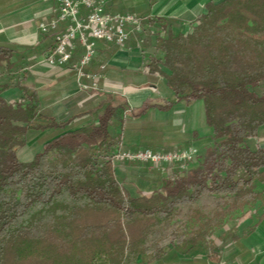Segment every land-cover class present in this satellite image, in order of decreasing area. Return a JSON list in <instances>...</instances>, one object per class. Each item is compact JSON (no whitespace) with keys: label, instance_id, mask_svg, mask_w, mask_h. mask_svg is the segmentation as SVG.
I'll return each mask as SVG.
<instances>
[{"label":"trees","instance_id":"16d2710c","mask_svg":"<svg viewBox=\"0 0 264 264\" xmlns=\"http://www.w3.org/2000/svg\"><path fill=\"white\" fill-rule=\"evenodd\" d=\"M142 27L146 44L154 30L155 50L163 54L149 59L148 74L162 76L174 100L147 99L130 109L122 98L104 95L65 120L41 106L26 72L20 76L21 53L0 46V264L211 257L214 233L261 198L264 150L246 141L264 125V0L209 1L187 27L176 18H151ZM10 89L19 92L17 100L3 97ZM197 101L212 145L195 166L165 165L149 193L134 196L117 179L116 164L124 161L114 160L124 147L126 118ZM84 116L93 121L68 130ZM30 132L50 135L23 162L18 152Z\"/></svg>","mask_w":264,"mask_h":264},{"label":"crops","instance_id":"0c3cea01","mask_svg":"<svg viewBox=\"0 0 264 264\" xmlns=\"http://www.w3.org/2000/svg\"><path fill=\"white\" fill-rule=\"evenodd\" d=\"M209 1L219 2L222 0H105V12L132 14L141 18L143 22L151 18H176L184 22L192 16L194 17L192 21H194L204 12V6ZM85 13L86 10L82 7L80 14L84 15ZM56 14L57 0H0V46H12L21 53L22 58L18 59V66L39 69L35 75L36 81L39 85H46L44 88L48 90L52 99L50 105L52 108L49 106L44 108L53 110L56 116L63 113L68 115L71 111L85 110L92 107L93 104L96 105L100 98H104V95H116L122 98L130 109L139 108L147 99L156 102L174 100L164 78L148 74L146 65L149 59L163 57L162 53L155 50L154 30L151 32L152 38L148 44L145 42L146 34L142 31V33L131 34L122 47L97 41L95 56L86 71L102 75L99 83L100 88L97 93L93 94L89 91H80L72 65L79 61L81 49L74 53L71 61L62 67L52 69L44 61L46 53L54 45V35L41 34L38 25L55 18ZM102 66L103 70H101ZM163 71L169 73L165 69ZM31 74L26 72L25 83ZM34 89L37 91L41 103L43 98L48 95H42L40 92L43 90L42 86L41 90L38 86H35ZM179 105L184 107L186 111L184 116H187L186 119L191 122L189 129L191 136L195 134L192 145H195L198 155H203L206 148L212 145L213 134L212 129L205 123L201 101L180 102L170 111L162 112L163 114L158 110L156 112L155 109H151L140 119L154 114L163 118L167 116L165 114H169ZM81 119H86L87 124L88 121H93L90 116H84ZM85 122L81 125H86ZM68 130L72 131L70 128ZM246 144L252 150L256 148L264 150V125L258 129L255 137L246 141ZM256 191L261 194V198L251 205L256 206L253 214L241 218L240 233L234 234L230 242L224 244L222 251H215L214 248L211 257H207L201 252L191 255L195 264H202L205 259H211V264H264V186L257 184ZM189 257L183 256L177 259L180 263H183L184 260H186L185 263H188L186 258ZM166 261L168 262L166 263ZM166 261L153 264L176 262L173 259Z\"/></svg>","mask_w":264,"mask_h":264},{"label":"built area","instance_id":"2783aa9c","mask_svg":"<svg viewBox=\"0 0 264 264\" xmlns=\"http://www.w3.org/2000/svg\"><path fill=\"white\" fill-rule=\"evenodd\" d=\"M105 0H57L56 17L40 23L41 34H53L54 45L46 53L44 61L49 68L62 67L69 63L75 51V41L82 48L80 59L72 65L80 91L92 94L99 90L102 75L87 72L95 55L96 42L122 47L133 33L142 31V19L132 14L105 12ZM84 8L86 13L80 14ZM104 67H101L103 70ZM198 154L197 149L188 148L174 153H154L151 151H117L114 160L138 162L164 169L165 165L184 164L192 161ZM183 167V165L181 166Z\"/></svg>","mask_w":264,"mask_h":264},{"label":"rangeland","instance_id":"374dc122","mask_svg":"<svg viewBox=\"0 0 264 264\" xmlns=\"http://www.w3.org/2000/svg\"><path fill=\"white\" fill-rule=\"evenodd\" d=\"M118 14L123 13L118 12ZM193 18L194 17L192 16L191 18L184 21L186 27L193 22ZM75 46L76 48L74 53H76L80 49L82 50L77 41H75ZM38 70L39 69L35 67L29 68L28 66V68L24 67L19 74L21 76L22 73H25L27 71L30 74L32 73L31 76L27 79L26 83L34 88L35 86H38L39 90H41L40 87L42 86L43 90L40 92L42 93V95L48 96H44L45 98H43V100L41 101V106H49L50 108H52V106H50L52 104V99L48 93V90L44 88L46 85H39V83L36 81L37 79L35 75ZM3 95L8 100L15 101L18 99L19 92L15 89H12L5 92ZM185 112L186 111L184 107L182 105H179L175 107L169 114H165L167 116H164L163 118H160L156 114L144 117L140 120H132L130 118H126L125 128L123 131V138L125 143L123 144L124 147L121 152H137L146 150L153 151L155 149L162 150L164 148L166 149L172 147H176L177 151L185 150L188 148L196 149V147H194L195 145H192V142L195 140V136H191L189 130L191 128V122L186 119L187 116H184ZM161 114L163 113L161 112ZM67 117H69V114L66 115L65 113H63L57 115V118L59 120H65ZM86 119H81L79 121L73 120L68 128H70V130L77 129L78 127L82 126L81 124H83V122L87 121ZM89 122L90 121H88V123ZM114 130L116 132L120 131L118 127H114ZM49 135V132H30L26 146L18 152L19 159L23 162L32 160L33 156L41 151V142L44 139L48 138ZM197 161L198 158L193 159L191 166H195L197 164ZM116 175L117 179L121 183H123V185L134 196H138L140 194L149 193L151 188L148 183L156 181L157 179L162 177V170H159L157 167L153 168L148 164H142L138 162H122L120 164H116ZM255 207L251 206L245 212L233 217L231 221L227 222L221 229L217 230L214 233L212 239L214 247L216 249L215 251H222L224 248V244L230 242L231 238L234 237V234L240 233V227H242L240 226L242 222L241 218L251 216L254 212ZM168 248L169 243L167 242L166 251H168ZM198 253L199 252H196L193 255ZM186 259L188 263H185L186 260H184L183 263H180L178 259H175L176 262L172 264H195L191 256ZM167 262L168 261H166V263ZM202 264H211V259L203 260Z\"/></svg>","mask_w":264,"mask_h":264}]
</instances>
